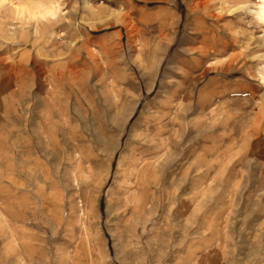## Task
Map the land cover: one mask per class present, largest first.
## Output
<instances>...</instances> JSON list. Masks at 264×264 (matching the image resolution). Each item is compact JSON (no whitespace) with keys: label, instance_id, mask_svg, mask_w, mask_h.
<instances>
[{"label":"rangeland","instance_id":"374dc122","mask_svg":"<svg viewBox=\"0 0 264 264\" xmlns=\"http://www.w3.org/2000/svg\"><path fill=\"white\" fill-rule=\"evenodd\" d=\"M52 2L0 0V264H264V0Z\"/></svg>","mask_w":264,"mask_h":264},{"label":"bare ground","instance_id":"6f19581e","mask_svg":"<svg viewBox=\"0 0 264 264\" xmlns=\"http://www.w3.org/2000/svg\"><path fill=\"white\" fill-rule=\"evenodd\" d=\"M204 1H202V3H203ZM201 3V4H202ZM204 4V3H203ZM198 5V4H197ZM200 5V4H199ZM48 7V6H47ZM49 7H51V6H49ZM48 7V8H49ZM201 7V6H200ZM199 7V8H200ZM44 8V7H43ZM43 8H40L41 10H37V13L39 14V15H41V16H45V14H47L49 11H50V9H43ZM46 8V7H45ZM31 13V15H34V13H32V12H30ZM261 15L264 17V6L262 7V9H261ZM1 138V137H0ZM11 192V191H10Z\"/></svg>","mask_w":264,"mask_h":264},{"label":"clouds","instance_id":"9594fccd","mask_svg":"<svg viewBox=\"0 0 264 264\" xmlns=\"http://www.w3.org/2000/svg\"><path fill=\"white\" fill-rule=\"evenodd\" d=\"M59 3H60V0H53L52 4H51V7H50V11L48 12V15L49 16H53V13L56 12L59 8ZM15 7V6H13ZM23 7V6H21ZM54 18V17H53Z\"/></svg>","mask_w":264,"mask_h":264}]
</instances>
